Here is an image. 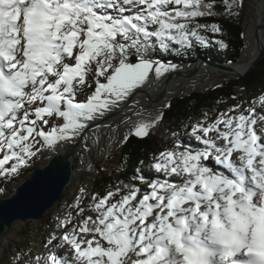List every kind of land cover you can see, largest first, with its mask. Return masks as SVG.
Here are the masks:
<instances>
[{"label": "snow or ice", "instance_id": "snow-or-ice-1", "mask_svg": "<svg viewBox=\"0 0 264 264\" xmlns=\"http://www.w3.org/2000/svg\"><path fill=\"white\" fill-rule=\"evenodd\" d=\"M246 3L0 0V180L67 144L98 147L105 128L110 146L148 137L163 114L145 121L133 97L179 68L156 57L217 34L227 49L225 26ZM226 103L183 123L130 178L81 187L41 247L0 253V264H264V89Z\"/></svg>", "mask_w": 264, "mask_h": 264}, {"label": "rangeland", "instance_id": "rangeland-1", "mask_svg": "<svg viewBox=\"0 0 264 264\" xmlns=\"http://www.w3.org/2000/svg\"><path fill=\"white\" fill-rule=\"evenodd\" d=\"M257 7L258 0H247L246 6L242 14V17L244 19L243 37L246 43L244 50L251 47L253 42L252 37L254 35L251 33V26L256 21ZM209 55L210 60H208L209 63L207 64L212 63L215 65L219 64L221 66L225 64V60L221 58V56H216L210 51ZM156 58L160 59L159 56H157ZM180 60L182 61V63L177 62L179 66L187 65L189 63L194 62L193 57H190L188 55H183ZM162 62H164V60H162ZM219 65L217 67L221 68ZM219 68L207 69V67H203L198 69L194 73L188 74L187 76L173 77L172 91L175 92L176 96L172 100V102L176 98H182L191 93H207L208 91H211L216 88V85H223L225 82H227V80L240 77H235L232 75H221V73L215 72V70H218ZM165 76H167V73L165 74ZM165 76L161 77L159 80L151 79L148 83L144 85L141 90H138L136 95L133 97L135 101L139 102L137 107L138 110L142 112V118L145 121L153 119L158 114H163V119L160 121L157 127L151 130L149 136L147 137L151 141L161 144V146L170 145L173 140L172 133L174 131L180 132L173 122L167 121L165 119V110L168 108V106L164 110L158 111L157 108L153 106L154 101L149 99V97H153L154 93H157L156 84L164 80ZM142 91L145 92L141 93ZM235 96L237 97L236 103L241 100L248 102L247 96L244 91L235 92ZM120 119L121 117L119 115H116L109 121H106V123H110L113 125V127H115V125L120 121ZM134 119L136 118L134 117ZM130 127L131 126L121 125V127L119 128L120 138H123V136L128 133ZM112 135L113 134L110 132V130L105 128L100 132L101 142L98 147L93 146L91 144V141H89V147L87 149L84 147V145L82 146L80 158H78L76 161L77 166L79 167V172L76 174L75 183L72 187L69 188L67 195L63 198V201H61L60 204H55L49 215L41 219L42 223L32 225L23 224L20 228H18L19 232L17 233L13 232L12 230H9L8 234L0 235V243L6 244L8 248L7 253H5L3 247L0 244V253H4L5 255H7L8 253L15 251L17 248H26V246L34 248L41 247L43 242L47 239L48 234L54 228L57 217L64 215L69 210L68 206L73 202L75 198L74 192L79 187L81 188L86 186L89 192H94L96 183L102 177L111 176L113 178H116V173H118L117 170H119L117 168V165H121V149L125 143L117 146L116 148H114L115 145L110 146L109 141ZM182 138L185 143H190L193 145L195 144V141H189L186 135ZM73 144L76 143H70L68 145L72 146ZM109 151L111 153L110 155ZM56 153L57 151L51 154L45 153L43 157L36 159L35 163H33L31 167H29L27 170H24L21 175L17 176L11 181H3L2 183H0V191L3 190L9 195H11L15 191L16 187H18V185H20L24 180L29 177L31 171H33L37 167L44 166L46 163H48V160L52 158ZM82 173L83 177L81 178L80 174ZM144 175L145 177H148L151 175V173L148 171L145 172ZM1 198L3 197H0V199ZM62 210H65V212L61 215ZM11 234L14 240L9 239V236Z\"/></svg>", "mask_w": 264, "mask_h": 264}, {"label": "trees", "instance_id": "trees-1", "mask_svg": "<svg viewBox=\"0 0 264 264\" xmlns=\"http://www.w3.org/2000/svg\"><path fill=\"white\" fill-rule=\"evenodd\" d=\"M243 17L241 16L238 22H232L225 26V42L229 44L227 49H221L214 44V39L219 38V34L213 37V44L209 47H198L195 51L187 54L193 57V61L210 60L209 51L216 56H221L225 60V63H238L242 56V51L245 49L246 43L244 40L243 30ZM243 33V35H241ZM212 35V34H209ZM182 56L165 55L159 56L164 62L182 63L180 60ZM264 89V58L256 64V66L244 76L239 78H233L227 80L221 87L214 88L207 93H194L184 96L182 98H176L165 110V119L173 122L176 128L182 132L181 125L187 123L189 120L195 122L200 118V113L203 110H207L214 105L217 100H224L227 103L219 105L220 109L225 108L227 105L235 104L236 100L230 99L235 96V92L244 91L248 102L254 101L256 96ZM167 146H161V144L151 141L146 138H138L132 135L128 141L122 146L121 149V168L126 171L121 172V169L117 170L116 177L127 179L130 178L134 170L140 169V161L147 163L151 160L153 153H158L160 150ZM147 168L144 169L143 174L148 172ZM114 178L111 176L102 177L94 188V191L100 190L103 186Z\"/></svg>", "mask_w": 264, "mask_h": 264}, {"label": "water", "instance_id": "water-1", "mask_svg": "<svg viewBox=\"0 0 264 264\" xmlns=\"http://www.w3.org/2000/svg\"><path fill=\"white\" fill-rule=\"evenodd\" d=\"M263 58L264 50L260 51L243 75L250 72ZM168 80L169 78L163 80L164 87L156 101L164 97ZM77 150L78 146L74 144L67 147L64 153L54 154L43 167L31 171L29 177L16 187L10 197L0 199V235L17 221L40 220L57 202L63 200L65 187L76 171L73 158Z\"/></svg>", "mask_w": 264, "mask_h": 264}, {"label": "bare ground", "instance_id": "bare-ground-1", "mask_svg": "<svg viewBox=\"0 0 264 264\" xmlns=\"http://www.w3.org/2000/svg\"><path fill=\"white\" fill-rule=\"evenodd\" d=\"M251 33L254 35L252 37L253 38L252 45H251V47H249L243 51L241 59L238 63L230 62V63H225V64H223V66H221L219 64H216V65L212 64V63L207 64L206 61L193 62V63H189L187 65L179 66V68L176 71H173L171 73H167V76H165V78H169V80H168V83L166 86L164 97H162L159 101L155 100V98H158L160 91L164 87V81L163 80L160 83L156 84L157 93H154L153 97H149L150 100L154 101L153 106L156 107L158 111L159 110L162 111L168 105L171 104L172 100L176 96L175 92L172 91L173 90L172 89V86H173L172 85V78L173 77L187 76L188 74L194 73L198 69L203 68V67H207V69L208 68L217 69V68H219V67H217L219 65L221 68H219L218 70H215V72L221 73V75H232L235 77H239V76L241 77L246 72L248 67L251 64H253V62L257 58L258 54L260 53V51L264 50V0H258V7L256 9V21L251 26ZM144 92L145 91H142L141 93H144ZM77 143H76V145L78 146L77 154L73 158V162L75 163V166H76V171H74V173L72 174L71 182L69 183V185L67 187H65V191L63 193V198H64V196L67 195L69 188L72 187L73 184L75 183L76 174L79 172V167L77 166L76 161L78 158H80L83 143H81V142H77ZM67 147H70V145L67 144L63 148H59L57 150V153H61V154L64 153L66 151ZM116 147L117 146L115 145L114 148H116ZM40 167H43V166H40ZM82 175H83V173L80 174L81 178L83 177ZM2 182H3V180H0V183H2ZM79 189H80V187L74 192L75 193L74 197L78 194ZM11 195H9L8 193H6L3 190L0 191V197H3L4 199L10 197ZM58 203L60 204V201L57 202V204ZM51 210L52 209H50L47 212V214L44 215L41 219H43L47 215H49ZM65 210L61 211V215L64 214ZM41 219L40 220H31L30 219V220L25 221V222L17 221L12 226L8 227L4 234H8L9 230H12L15 233L19 232L18 228H20L23 224H28V225L40 224V223H42ZM9 239L14 240L12 234L9 236ZM1 246L3 247L5 253H7V251H8L7 245L1 244Z\"/></svg>", "mask_w": 264, "mask_h": 264}]
</instances>
